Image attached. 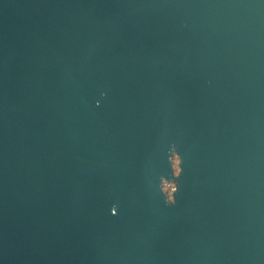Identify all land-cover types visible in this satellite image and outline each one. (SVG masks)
<instances>
[{
	"label": "water",
	"instance_id": "obj_1",
	"mask_svg": "<svg viewBox=\"0 0 264 264\" xmlns=\"http://www.w3.org/2000/svg\"><path fill=\"white\" fill-rule=\"evenodd\" d=\"M0 264H264V0H0Z\"/></svg>",
	"mask_w": 264,
	"mask_h": 264
},
{
	"label": "rangeland",
	"instance_id": "obj_2",
	"mask_svg": "<svg viewBox=\"0 0 264 264\" xmlns=\"http://www.w3.org/2000/svg\"><path fill=\"white\" fill-rule=\"evenodd\" d=\"M173 160H174V168H175V171H176V173H177V172L179 171V167H178V165H177V163H178V158L175 157ZM173 187H174L173 184L166 183L165 186H164V189H165V191H167L169 194H171V191H172Z\"/></svg>",
	"mask_w": 264,
	"mask_h": 264
}]
</instances>
